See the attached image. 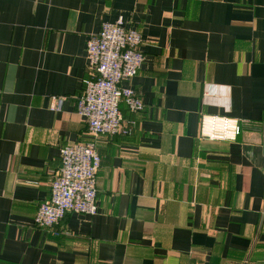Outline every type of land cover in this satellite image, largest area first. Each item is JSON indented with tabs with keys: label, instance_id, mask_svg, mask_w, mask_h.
I'll return each instance as SVG.
<instances>
[{
	"label": "crops",
	"instance_id": "1",
	"mask_svg": "<svg viewBox=\"0 0 264 264\" xmlns=\"http://www.w3.org/2000/svg\"><path fill=\"white\" fill-rule=\"evenodd\" d=\"M120 18L144 109L95 138L87 43ZM91 140L98 212L37 225L62 147ZM0 264H264V0H0Z\"/></svg>",
	"mask_w": 264,
	"mask_h": 264
},
{
	"label": "built area",
	"instance_id": "2",
	"mask_svg": "<svg viewBox=\"0 0 264 264\" xmlns=\"http://www.w3.org/2000/svg\"><path fill=\"white\" fill-rule=\"evenodd\" d=\"M142 44L141 34L125 28L121 18L104 22L101 30L89 38V71L76 106L95 138L131 133L133 127L125 123L121 103L132 112L144 109L138 92L122 85L135 77L144 64ZM61 102L62 99L57 100L55 109L61 108ZM100 166L101 156L95 140L62 147L61 167L51 182L50 198L41 203L35 215L36 224L51 229L71 211L95 215Z\"/></svg>",
	"mask_w": 264,
	"mask_h": 264
},
{
	"label": "trees",
	"instance_id": "3",
	"mask_svg": "<svg viewBox=\"0 0 264 264\" xmlns=\"http://www.w3.org/2000/svg\"><path fill=\"white\" fill-rule=\"evenodd\" d=\"M124 120H125V123L127 124V123H130L129 121H127L125 118H124ZM122 134V133H121ZM124 134V133H123Z\"/></svg>",
	"mask_w": 264,
	"mask_h": 264
}]
</instances>
